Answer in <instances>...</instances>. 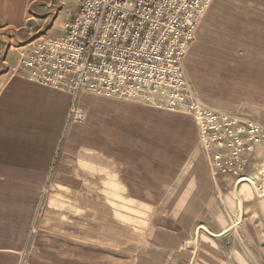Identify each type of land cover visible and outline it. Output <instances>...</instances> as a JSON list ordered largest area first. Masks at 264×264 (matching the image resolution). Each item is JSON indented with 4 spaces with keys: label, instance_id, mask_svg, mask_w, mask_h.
<instances>
[{
    "label": "crops",
    "instance_id": "obj_1",
    "mask_svg": "<svg viewBox=\"0 0 264 264\" xmlns=\"http://www.w3.org/2000/svg\"><path fill=\"white\" fill-rule=\"evenodd\" d=\"M73 1V8L64 9L68 0H0V18L13 24L42 18L43 30L62 35L81 0ZM230 2L212 0L184 71L205 105L242 110L264 124V96L258 95L264 83V0ZM191 54L203 59L196 76ZM208 91L211 104L204 100ZM84 94L91 107L85 129L73 130L72 124L61 144L68 109L63 112L60 102L70 105L71 92L14 73L0 92L5 194L20 193L19 183L39 177L44 191L21 222L18 203L0 205V229L7 234L0 264H15L19 252L26 264H190L183 244L195 230V239L201 228L212 232L208 237L230 230L227 180L243 173H216L190 114Z\"/></svg>",
    "mask_w": 264,
    "mask_h": 264
},
{
    "label": "built area",
    "instance_id": "obj_2",
    "mask_svg": "<svg viewBox=\"0 0 264 264\" xmlns=\"http://www.w3.org/2000/svg\"><path fill=\"white\" fill-rule=\"evenodd\" d=\"M211 1L81 0L63 35L42 38L23 62L50 86L74 95L86 88L126 99L161 96L168 109L196 118L200 144L214 169L224 149L226 161L241 169L264 145V125L205 105L183 67Z\"/></svg>",
    "mask_w": 264,
    "mask_h": 264
},
{
    "label": "rangeland",
    "instance_id": "obj_3",
    "mask_svg": "<svg viewBox=\"0 0 264 264\" xmlns=\"http://www.w3.org/2000/svg\"><path fill=\"white\" fill-rule=\"evenodd\" d=\"M224 2H230V0H224ZM75 5V1L68 0L67 5L64 9H67L68 7L73 8ZM246 5L251 6L252 4L248 3ZM80 6L81 1L76 14L78 13ZM17 21L13 24L10 21L0 18V92L5 87L7 79L11 77L13 73L25 77L27 76L35 82H40L41 84H44L46 86L53 87L44 82L38 76L40 74L39 72L32 70L33 68H28L24 64L23 60L34 54L37 47L41 44L40 42L42 38H55L60 37L63 34L56 36L49 33L46 29L43 30L42 28L45 27V24L44 19L42 18L30 17V19H26L24 22H21L22 20L19 22ZM195 40H197V35L190 45L189 50L191 49ZM191 55L192 70L194 75L196 76L200 70L199 65L203 63V59L199 58L198 54ZM17 64L21 67H19V70L15 69ZM23 68L26 70L24 71ZM191 87L197 95L194 87L192 85ZM58 89L67 90L62 88ZM261 89L262 90L258 91V95L261 94L264 96V83L261 84ZM36 91L38 92V95L41 94L39 93L38 89ZM256 92L257 91H255V95ZM84 93L96 94V92L94 91L82 88L76 95L72 94L73 99L71 103L69 101L70 105L68 104V99H66L67 105L64 101L60 102L62 104L61 106H63V108L61 109L63 112L65 106H67L66 108L68 109V116L65 119L64 124L65 126L63 125L64 129L62 132L63 136L60 142L61 144L66 140L72 124L74 125L73 130L79 129V132H83L85 129V122H87V112H89L91 107L89 106V104H85V102H89L87 97H89L90 95ZM208 93L209 96H207V98L204 100L207 101V103L211 104L214 101L213 95L210 91H208ZM101 96H107L121 100L144 101L146 103L156 104L157 106L163 108H169L168 104H166V102L161 99L162 97L157 95H151L149 97L143 98L138 97L133 99L119 98L117 96H110L108 94H101ZM229 112L239 114L245 113L242 110H232ZM183 113L190 114L189 112L185 111H183ZM190 115L193 116L192 114ZM55 122L56 121H53L50 124L53 125ZM261 124H263V122ZM255 151V153H253L254 151L252 152L254 155H250L251 158L248 155V161L241 169H239L238 163L230 164L226 161L229 156L228 152V154H224L222 152V155L224 156L222 161H220L218 165L214 164V170L216 171V173H225L227 176H230L236 172L243 173L241 175H238L237 177L231 178V181H229V178L227 180V189L229 192L231 191L230 193L232 198L233 211L230 212L233 217L232 224L230 230L223 233L222 235L218 234L219 236L212 235L208 237L207 233L212 234V232H209L207 230H205L207 233L199 232L203 231V229L201 228L198 231L195 239V233L197 231L195 230L191 242L189 244H183V250L189 255L188 259L190 264H264V145L259 144L255 148ZM231 165H235V167L230 170ZM34 168L37 167L35 166ZM243 176H247L248 178H250L251 182L241 180ZM4 182L7 181L4 180ZM24 183L25 184L19 183L20 186H23V189H19L20 193L16 191V194L12 195L5 194L7 185L3 182L0 183V205L7 202L9 204L18 203V205H15L18 206L17 214L19 216L20 222L21 219L26 220V216H29L32 208L35 207V204L41 199L44 192L42 188L43 180L40 177L24 180ZM243 185L244 187H242ZM22 202H24L26 205H22ZM227 206L230 207V205ZM26 222L27 221L24 222V226ZM2 227L3 226H0V228ZM3 230L4 229H0V247L3 246L5 248L7 244V234ZM200 237L209 239L206 240V243H203L199 240ZM1 249L3 248H0V251ZM18 255L19 259L18 262L16 261V263L26 264L25 254L19 252ZM1 261L3 260H0V262Z\"/></svg>",
    "mask_w": 264,
    "mask_h": 264
},
{
    "label": "bare ground",
    "instance_id": "obj_4",
    "mask_svg": "<svg viewBox=\"0 0 264 264\" xmlns=\"http://www.w3.org/2000/svg\"><path fill=\"white\" fill-rule=\"evenodd\" d=\"M241 180H245V181H250L251 182V179L250 178H248V177H245V178H242ZM253 183V182H252ZM242 187H244V185L242 186ZM242 206V205H241ZM205 229V228H204ZM205 230H207V229H205ZM207 231H209V230H207ZM210 232V231H209Z\"/></svg>",
    "mask_w": 264,
    "mask_h": 264
}]
</instances>
